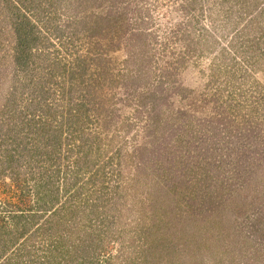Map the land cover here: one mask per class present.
<instances>
[{
	"label": "rangeland",
	"instance_id": "374dc122",
	"mask_svg": "<svg viewBox=\"0 0 264 264\" xmlns=\"http://www.w3.org/2000/svg\"><path fill=\"white\" fill-rule=\"evenodd\" d=\"M8 132L1 188L70 211L0 264H264V0H0Z\"/></svg>",
	"mask_w": 264,
	"mask_h": 264
},
{
	"label": "trees",
	"instance_id": "16d2710c",
	"mask_svg": "<svg viewBox=\"0 0 264 264\" xmlns=\"http://www.w3.org/2000/svg\"><path fill=\"white\" fill-rule=\"evenodd\" d=\"M15 9L18 11V13L22 11L20 7L15 6ZM19 16L21 19L18 23H16L14 30L15 35L17 36L15 49L18 53L15 57V61L17 65L23 69V67H27V62L33 55L32 50L40 45L41 39H39L38 33L36 34V30H34L35 25L31 22V19L27 18L24 13L20 14ZM8 133L9 134L4 135L0 134V148L3 146L2 143H6L4 140L8 135L13 137L16 135L14 132ZM20 141L21 140L18 139L16 144H20ZM3 149L4 152L0 158V175H2L3 171H5L4 161L6 159H10L11 161V157L14 156L9 151V149L5 147V145ZM32 188L33 190L31 192H33V195L29 191ZM3 191L7 190H3L0 185V192ZM7 193V195L4 193L5 198L0 200V202L3 204V207L6 206L5 209L3 207L0 209V260L3 258L1 263L4 262V254L6 253L5 251H7V248L11 247L12 244L17 242L18 238L23 235L22 233L34 228L33 226L37 225L38 223V218H41L44 214H47L45 220L39 223L36 228H41V226L47 225V229L49 231L56 230L57 225L61 222V219H63L66 213H69L70 211V209L68 210V206L64 205V202L60 206H55V203L58 201V189L50 179L43 181L41 177H39L32 187H30V184H27V186L23 189L21 188L20 191L13 190L12 192L7 191ZM6 212L11 220L13 219V222L11 221L12 223L10 226H8L9 219ZM144 216H147L146 211L138 214V217L140 218ZM25 247L26 246L22 248L24 249ZM89 263L95 264L92 260Z\"/></svg>",
	"mask_w": 264,
	"mask_h": 264
}]
</instances>
